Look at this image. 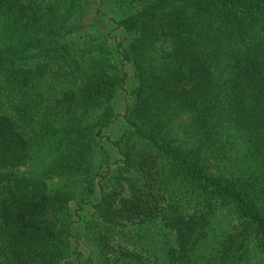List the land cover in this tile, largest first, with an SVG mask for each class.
Segmentation results:
<instances>
[{"label": "trees", "instance_id": "trees-1", "mask_svg": "<svg viewBox=\"0 0 264 264\" xmlns=\"http://www.w3.org/2000/svg\"><path fill=\"white\" fill-rule=\"evenodd\" d=\"M0 264H264V0H0Z\"/></svg>", "mask_w": 264, "mask_h": 264}, {"label": "rangeland", "instance_id": "rangeland-1", "mask_svg": "<svg viewBox=\"0 0 264 264\" xmlns=\"http://www.w3.org/2000/svg\"><path fill=\"white\" fill-rule=\"evenodd\" d=\"M131 41H132V37L130 36V37L127 38V40L125 42H126V44L129 45V43ZM123 128L124 127L122 126V124H118L117 126H114L112 129H110V133L113 135L114 138H118L120 135H122ZM45 161L47 163L49 161V159L44 156V154H43L42 151H38L34 155V159H33V162H32V166L35 167V168H38L39 166L43 165V163ZM83 249H85L86 252H88L87 250H89V252L91 251V249L90 248L87 249L86 246H84Z\"/></svg>", "mask_w": 264, "mask_h": 264}]
</instances>
